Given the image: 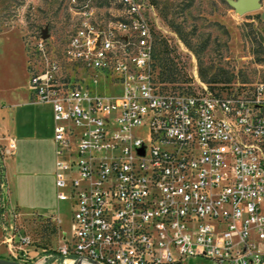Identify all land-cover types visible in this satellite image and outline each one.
Here are the masks:
<instances>
[{
  "label": "built area",
  "instance_id": "1",
  "mask_svg": "<svg viewBox=\"0 0 264 264\" xmlns=\"http://www.w3.org/2000/svg\"><path fill=\"white\" fill-rule=\"evenodd\" d=\"M120 3L108 19L81 8L62 55L29 41L31 99L52 104L57 196L73 208L60 264H264V80L169 84L153 5Z\"/></svg>",
  "mask_w": 264,
  "mask_h": 264
},
{
  "label": "rangeland",
  "instance_id": "2",
  "mask_svg": "<svg viewBox=\"0 0 264 264\" xmlns=\"http://www.w3.org/2000/svg\"><path fill=\"white\" fill-rule=\"evenodd\" d=\"M147 1L155 9L156 62L160 71L163 67V76L171 73L174 77L165 80L169 84L194 87L204 81L225 91H241L264 80V0L260 8L243 14L228 0ZM85 6L93 8L99 19L123 15L120 0H0L2 103L23 98L28 89L29 41L41 38L47 27L50 53L62 55L78 11ZM15 109L17 121L32 134L36 104L21 103ZM136 131L147 134L143 127ZM41 134L18 139L13 155L17 164L14 168L9 160L8 171L10 142H0V257L28 264H60L58 249L71 237L73 208L71 200L58 199L51 171L55 152H49ZM51 214H59L61 222ZM258 246L264 248V243L259 240ZM50 252L54 255L47 257ZM183 264L216 262L201 255L186 258Z\"/></svg>",
  "mask_w": 264,
  "mask_h": 264
},
{
  "label": "crops",
  "instance_id": "3",
  "mask_svg": "<svg viewBox=\"0 0 264 264\" xmlns=\"http://www.w3.org/2000/svg\"><path fill=\"white\" fill-rule=\"evenodd\" d=\"M28 104L33 103L37 106V117L35 121V127L33 129L32 134H30L29 129L24 128L17 121V110L15 107L17 104ZM40 117H41V127H40ZM54 114L53 107L50 103H35L31 99V89L28 83V89L25 91V95L21 99L17 100H9L8 104L2 103L0 101V142L9 143L11 140L15 141V149L6 159L7 171L9 167V162L11 161V165L16 167L17 161L14 158V154L16 152V148L18 146V139L20 138H29L36 137L38 138L39 133H42V137L45 138L48 142L49 152L53 154L55 152V146L53 145V134H54ZM46 127V133L43 131V126ZM25 126V125H24ZM41 128V129H40ZM23 131V135L20 133ZM56 159V154H55ZM10 160V161H9ZM52 173L55 174V161L52 163L51 168ZM196 257V256H195ZM191 258V257H189Z\"/></svg>",
  "mask_w": 264,
  "mask_h": 264
},
{
  "label": "water",
  "instance_id": "4",
  "mask_svg": "<svg viewBox=\"0 0 264 264\" xmlns=\"http://www.w3.org/2000/svg\"><path fill=\"white\" fill-rule=\"evenodd\" d=\"M228 2L233 7H235V9L241 14L254 9H258L262 6L261 0H228ZM262 16L264 17V12L262 13ZM48 35H49V31L48 28L46 27L42 31V36L46 38L48 37ZM261 39L264 43V35L261 36ZM0 264H28V263L0 257Z\"/></svg>",
  "mask_w": 264,
  "mask_h": 264
},
{
  "label": "trees",
  "instance_id": "5",
  "mask_svg": "<svg viewBox=\"0 0 264 264\" xmlns=\"http://www.w3.org/2000/svg\"><path fill=\"white\" fill-rule=\"evenodd\" d=\"M161 79L162 80H171V79H174V77L172 76V74L171 73H168V74H166L165 76H163V67H161Z\"/></svg>",
  "mask_w": 264,
  "mask_h": 264
}]
</instances>
